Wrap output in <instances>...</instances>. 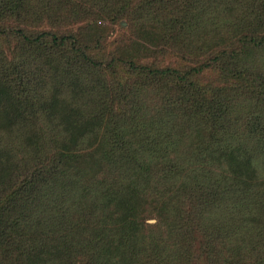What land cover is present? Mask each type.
<instances>
[{"label": "trees", "instance_id": "obj_1", "mask_svg": "<svg viewBox=\"0 0 264 264\" xmlns=\"http://www.w3.org/2000/svg\"><path fill=\"white\" fill-rule=\"evenodd\" d=\"M0 264H264V0H0Z\"/></svg>", "mask_w": 264, "mask_h": 264}, {"label": "rangeland", "instance_id": "obj_2", "mask_svg": "<svg viewBox=\"0 0 264 264\" xmlns=\"http://www.w3.org/2000/svg\"><path fill=\"white\" fill-rule=\"evenodd\" d=\"M121 23H122L123 25H125L126 22H125V20H124V21H122ZM114 28H117V27H114ZM113 33H114V32H113ZM117 34H118V33H117ZM113 38H114V37H113ZM148 221L153 222L154 219H148Z\"/></svg>", "mask_w": 264, "mask_h": 264}]
</instances>
